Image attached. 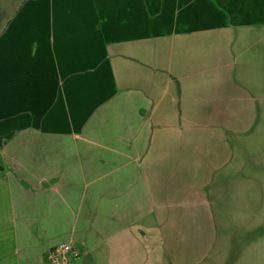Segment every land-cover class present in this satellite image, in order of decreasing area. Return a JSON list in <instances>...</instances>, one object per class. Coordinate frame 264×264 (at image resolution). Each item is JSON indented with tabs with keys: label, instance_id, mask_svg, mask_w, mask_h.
<instances>
[{
	"label": "crops",
	"instance_id": "obj_1",
	"mask_svg": "<svg viewBox=\"0 0 264 264\" xmlns=\"http://www.w3.org/2000/svg\"><path fill=\"white\" fill-rule=\"evenodd\" d=\"M55 5L0 0V264H264V23Z\"/></svg>",
	"mask_w": 264,
	"mask_h": 264
},
{
	"label": "rangeland",
	"instance_id": "obj_2",
	"mask_svg": "<svg viewBox=\"0 0 264 264\" xmlns=\"http://www.w3.org/2000/svg\"><path fill=\"white\" fill-rule=\"evenodd\" d=\"M57 7L76 10L78 19L91 20V26L99 23L109 29L157 27L158 25H187L188 27L212 24H260L264 23V0H53ZM150 262L160 264L158 239L149 240Z\"/></svg>",
	"mask_w": 264,
	"mask_h": 264
},
{
	"label": "built area",
	"instance_id": "obj_3",
	"mask_svg": "<svg viewBox=\"0 0 264 264\" xmlns=\"http://www.w3.org/2000/svg\"><path fill=\"white\" fill-rule=\"evenodd\" d=\"M79 259L80 252L70 242L58 244L45 256L47 264H72Z\"/></svg>",
	"mask_w": 264,
	"mask_h": 264
}]
</instances>
